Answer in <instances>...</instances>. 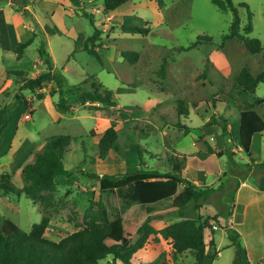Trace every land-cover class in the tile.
<instances>
[{"label":"rangeland","instance_id":"obj_1","mask_svg":"<svg viewBox=\"0 0 264 264\" xmlns=\"http://www.w3.org/2000/svg\"><path fill=\"white\" fill-rule=\"evenodd\" d=\"M232 3L248 7L253 26L250 37L258 39L264 49V0ZM103 10V0H0V109L13 103L16 96L23 98L0 138V175L7 174L11 184L22 189L26 185L24 167L35 161L48 141L57 136L73 139L70 152L64 155L69 173L55 179L57 190L47 213L24 195L3 198L0 193V216L28 233L46 215L50 223L45 237L55 241L85 225L87 209L99 198L109 220L130 215L144 222L147 207L154 213H167L159 218L158 229L200 215L202 220L210 219L214 231L219 254L213 264L234 261L236 248L228 237L230 232L244 249L245 263L258 264L264 259V192L256 188L257 171L245 181L240 179L249 160L239 143L235 104L241 96L234 90V77L245 67L253 76L261 73L264 50L252 56L235 41L225 42L219 49L223 36L229 33L232 15L219 11L211 0H132L115 12ZM83 13L90 15L101 31L96 44L101 64L85 51L71 56L77 36L87 39L94 32ZM246 15V10L239 9L242 27ZM32 36L33 43L17 60L14 48ZM199 37L210 38L212 44L198 45ZM40 39L53 74H61L65 80L70 112L56 109L58 88L54 82L32 92L22 90V79H35L47 72L37 51ZM124 51L138 53V61L129 64L121 57ZM163 58L167 67L161 78L157 71ZM84 82L86 91L91 90V84L100 91H112L116 106L80 105L72 87ZM40 95L42 100H38ZM246 99L251 103L264 99V84ZM254 111L264 121V103ZM213 117L228 121L229 135L222 136L219 126L210 125ZM110 128L117 134V148L102 158L98 143ZM135 144L141 147L142 160L131 151ZM250 155L255 163H264V138L260 135L253 137ZM176 157L187 158L181 177L193 182L198 175H205V184L212 190L198 212L189 204L170 213L172 199L141 206L132 187L100 194L98 182L90 178L137 170L161 172ZM229 213H233L230 224ZM169 253L166 241L151 238L134 255L132 264L194 263L189 253L174 262ZM99 264L122 263L107 257Z\"/></svg>","mask_w":264,"mask_h":264},{"label":"trees","instance_id":"obj_2","mask_svg":"<svg viewBox=\"0 0 264 264\" xmlns=\"http://www.w3.org/2000/svg\"><path fill=\"white\" fill-rule=\"evenodd\" d=\"M132 0H103L104 12L112 13L123 7ZM211 3L221 12H230L232 21L229 33L224 35L222 43L218 47L222 49L225 42L235 41L242 44L244 49L252 56L261 54L264 50L256 38H251L253 31L252 15L245 4L235 6L232 0H211ZM239 9L246 10V23L241 26ZM82 16L89 19L94 27L91 37L84 39L78 35L74 40L73 56L78 51H85L93 56L100 64L101 59L96 51V44L100 40L101 31L97 29L91 16L83 13ZM242 27V28H241ZM1 39V36H0ZM35 36L25 42L18 43L14 48L17 60L22 59L24 51L29 47ZM197 43L212 44L207 37H199ZM40 57L44 59L47 72L35 79H22V90L34 91L40 89L46 83L54 82L58 88V101L56 109L63 112H70L71 106L65 99L68 92L64 86V78L61 74H53L50 65L49 55L44 48V42L40 39L37 49ZM121 57L129 64L134 65L139 54L133 51H124ZM264 64V60H263ZM167 61L165 58L157 71V75L164 78ZM207 67L203 77L205 76ZM82 83L80 87L73 86L80 105L97 103L107 107L116 106L113 92L106 89L100 91L94 84L90 85L91 90L86 91ZM259 84H264V69L261 73L253 76L248 69L242 68L234 77V90L241 99L235 104L239 113V143L249 162L245 165L246 172L241 174L240 179L245 181L252 171L259 174L256 188L264 192V163H255L250 155L252 139L256 135L264 138V121L254 111V107L264 103V99H257L248 102V96L255 94ZM42 95L38 100H42ZM23 98L15 97L13 103H7L0 109V138L3 136L6 127L11 120L12 114ZM181 107V103L178 102ZM210 125H217L221 129L222 136L229 135L228 121L224 118L213 117ZM117 134L110 128L101 137L98 143L99 156L104 158L108 152L116 149ZM1 142V140H0ZM73 139L70 136H57L48 141L43 151L36 155L35 161L23 169V178L26 185L22 189L15 188L7 174L0 175L1 197L11 195H24L31 200L32 204H39L46 214L52 205L53 195L57 190L55 179L65 177L69 171L64 162V155L70 152ZM131 151L142 160L141 147L138 144L132 145ZM187 159L185 157L176 161H168L166 170H137L118 175H91L90 178L97 181L100 194L112 193L125 188H134L137 202L141 206H151L165 200L172 199L170 213H177L179 210L192 204L198 212L207 201L211 189L204 186L202 176H197V181L203 185L195 187L187 179L181 177L184 168L182 167ZM85 176V175H83ZM183 186V189H180ZM221 186V185H220ZM167 213H154L152 208H146V219L144 222L130 215L109 220L107 211L101 198L91 202L84 215L85 225L77 226L74 231L59 240H48L45 235L50 223L49 217L44 215L39 224L32 225L28 233L23 232L13 221L0 216V264H99L107 257H112L113 262L132 264L134 255L144 249L150 242L166 241L170 246V259L176 261L178 256L189 253L192 255L193 264H213L219 252L215 248L214 231L210 227V219L202 220L198 215L196 219H185L173 224H163L160 229L156 227L159 218ZM231 213H229V216ZM216 220V217L213 218ZM206 231H209L206 236ZM236 248L235 258L232 264L245 263V252L238 240V237L230 232L228 236ZM161 255L159 256V258ZM158 258V259H159ZM148 264H157L152 262ZM258 264H264V259Z\"/></svg>","mask_w":264,"mask_h":264},{"label":"crops","instance_id":"obj_3","mask_svg":"<svg viewBox=\"0 0 264 264\" xmlns=\"http://www.w3.org/2000/svg\"><path fill=\"white\" fill-rule=\"evenodd\" d=\"M1 25H0V30H1ZM230 134V133H229ZM253 140V139H252ZM252 144V143H251ZM250 149H251V147H250ZM187 159V158H186ZM185 169V168H184ZM184 171V170H183ZM183 178V177H182ZM202 178H203V180H204V186L205 187H207L206 186V184H205V180H206V176L205 175H202ZM193 184H194V186L195 187H200V186H202L203 184L201 183V182H198V181H196V180H194L193 182H192ZM245 182H243V183H241L240 184V186H239V188L236 190V195L238 196V194H239V192H240V190L245 186V184H244ZM232 217H233V213H231V215H230V217H229V224L231 223V219H232ZM244 250V249H243ZM218 257V256H217Z\"/></svg>","mask_w":264,"mask_h":264},{"label":"built area","instance_id":"obj_4","mask_svg":"<svg viewBox=\"0 0 264 264\" xmlns=\"http://www.w3.org/2000/svg\"><path fill=\"white\" fill-rule=\"evenodd\" d=\"M26 119H27V120H31V116H26ZM212 228H213V229H216V227H214V226H213Z\"/></svg>","mask_w":264,"mask_h":264}]
</instances>
